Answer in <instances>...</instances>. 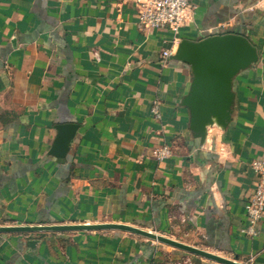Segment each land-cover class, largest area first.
<instances>
[{"label":"crops","instance_id":"crops-1","mask_svg":"<svg viewBox=\"0 0 264 264\" xmlns=\"http://www.w3.org/2000/svg\"><path fill=\"white\" fill-rule=\"evenodd\" d=\"M190 3L179 40L232 32L258 54L233 78L230 122L202 141L181 104L192 74L174 57L179 40L140 30L134 0H0V224L127 223L264 264V214L250 235L244 211L249 164L264 158V0ZM61 123L78 128L57 160ZM150 260L208 262L124 231L0 233V264Z\"/></svg>","mask_w":264,"mask_h":264},{"label":"water","instance_id":"water-1","mask_svg":"<svg viewBox=\"0 0 264 264\" xmlns=\"http://www.w3.org/2000/svg\"><path fill=\"white\" fill-rule=\"evenodd\" d=\"M174 57L190 66L192 79L181 104L188 109L189 130L193 137L202 141L208 126L225 128L230 122L234 103L233 78L257 61V50L245 35L228 32L209 35L197 41L180 39ZM77 128L75 123L57 124L56 135L48 153L57 160H64ZM98 230L132 233L192 254L211 264H249L127 223L0 224V233ZM37 242V239H29L27 245L33 248Z\"/></svg>","mask_w":264,"mask_h":264},{"label":"built area","instance_id":"built-area-1","mask_svg":"<svg viewBox=\"0 0 264 264\" xmlns=\"http://www.w3.org/2000/svg\"><path fill=\"white\" fill-rule=\"evenodd\" d=\"M137 26L140 30L167 29L172 45L179 40L181 27L192 17L193 9L190 0H134ZM171 45V46H172ZM171 47L162 51L164 58L171 55ZM152 112L158 117L156 105ZM156 159L161 160L170 154L167 146L153 151ZM250 169L257 176L252 195L244 203L245 216L248 221L246 232L256 234V224L264 214V158L252 159ZM147 264H157L150 260Z\"/></svg>","mask_w":264,"mask_h":264},{"label":"rangeland","instance_id":"rangeland-1","mask_svg":"<svg viewBox=\"0 0 264 264\" xmlns=\"http://www.w3.org/2000/svg\"><path fill=\"white\" fill-rule=\"evenodd\" d=\"M207 263H210V262H207Z\"/></svg>","mask_w":264,"mask_h":264}]
</instances>
